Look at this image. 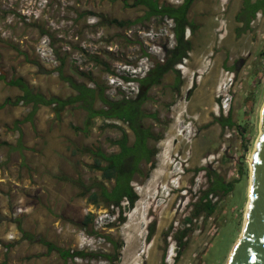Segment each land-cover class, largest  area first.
<instances>
[{
	"label": "rangeland",
	"instance_id": "1",
	"mask_svg": "<svg viewBox=\"0 0 264 264\" xmlns=\"http://www.w3.org/2000/svg\"><path fill=\"white\" fill-rule=\"evenodd\" d=\"M129 1L127 6L122 0H0V74L7 80L23 77L46 97L67 98L75 91L60 77L64 59V75L95 87L79 74L84 71L107 87L110 99H122L123 94L135 98L139 83L122 75L143 77L152 65L144 52L162 58L175 39L169 26L173 22L167 18L153 17L130 29L100 24L101 16L143 17L146 8ZM178 1L158 0L159 4ZM240 2L195 0L190 16L195 27L185 35L192 49L178 68L179 89L172 88L177 73L170 72L159 85L144 90L147 98L142 109L147 115L142 121L160 139L151 142L157 148L155 168L145 176L148 166L143 164V174L133 179L138 187L149 186L147 192L140 188L141 194L136 193L141 199L134 209L93 203L78 195L77 186L57 177H82L87 183L103 180L110 188L113 181L90 167L94 159L73 151L87 146L117 152L112 142L123 131L129 142L133 140L126 123L96 116L87 126L86 111L75 104L60 117L51 106L41 105L32 121L16 126L31 106L0 108V190L4 191L0 264H107L105 253L120 255L115 264H226L244 224L250 158L264 104V11L244 27L236 16ZM21 93L0 79V104ZM19 140L40 148L23 166L19 153L9 147ZM177 157L186 159L179 184L187 195L175 197L167 190L149 210L150 191L170 180L171 163ZM216 175L232 190L212 193L215 212L198 216L194 214L197 203ZM137 204L138 209L146 204V210L136 212ZM88 214L92 216L85 221ZM119 216L125 221L119 223ZM19 220L34 241L22 237ZM108 236L119 242L118 247L108 244ZM43 240L74 256L63 259L57 249L49 251ZM79 251L85 256L75 254Z\"/></svg>",
	"mask_w": 264,
	"mask_h": 264
},
{
	"label": "trees",
	"instance_id": "2",
	"mask_svg": "<svg viewBox=\"0 0 264 264\" xmlns=\"http://www.w3.org/2000/svg\"><path fill=\"white\" fill-rule=\"evenodd\" d=\"M125 5H129V0H122ZM133 6L142 5L146 8L145 15L143 17L137 18L135 20H120L117 18H107L104 16L100 17V24L106 26H115L122 29H130L132 26L142 23L146 20H150L153 17L162 18L165 14L174 16L176 19L175 27L171 28L172 33L175 36V45L167 49V54L165 60H160L151 53L145 51L144 57L153 59L155 65L148 69L143 77L133 76L128 77L122 75V77L127 81L138 82L140 86V92L135 98H127L123 94L122 99L113 100L106 95L107 87L99 84V82L93 78L90 74H86L84 71H79V74L86 76L90 81L95 83V87H90L85 83L76 81L72 76H66L63 72V64L59 67L60 77L67 81L71 88L75 91L74 94L67 98H62L57 95H52L46 97L42 92L35 91L33 87L23 78V77H13L7 80L4 74H0V79L6 80L8 85L18 87L22 93L13 100L10 97L0 104V108L10 104V105H29L31 106V111L22 120H16L15 124L18 126L19 123L25 121H32L34 115L39 110L41 105L51 106L53 111H55L57 117H60V113L65 110L69 105H75L86 111V125L90 124L92 118L96 116H102L104 118H119L129 125V128L133 130L136 134V139L128 144V134L123 131L121 139L114 140L113 144L120 143L121 151L106 153L102 148L97 147H87L83 146L81 148L74 149L73 152H83L89 154L94 159V164L91 168L100 170L102 172L103 179L107 181H113L110 188L105 184L103 180L93 179L90 182H85L82 177L77 179L67 176L58 175L60 180L70 181L72 184L80 189L79 196H85L90 201L96 204L104 203L107 206L112 205L114 207H120L123 199H128L131 206L135 204L137 195L134 192L130 182L137 176L143 174L142 165L148 166L145 176H148L150 171L155 168L154 157L157 153V148L155 145H151L153 141L154 144L160 139V137L155 134L150 127L146 128L143 123V119L146 117L145 111L142 109L143 103L146 101L147 95L144 91L145 89H150L153 86L159 85L164 76L170 71L175 70L174 66L177 62L182 60L187 56L188 51L191 49L190 41L184 38V31L187 22V17L180 9L169 7L165 4H159L158 0H134L131 3ZM264 10V7H263ZM264 54V53H263ZM97 61H100L98 57H95ZM101 62V61H100ZM177 72V77L172 85V88L179 89L181 83V76ZM97 104L100 107L97 108ZM156 118L155 114L149 115ZM79 130L78 127H74ZM22 143V140H19ZM8 144V143H5ZM105 165H102V163ZM232 185L226 183L220 175L215 176L214 183L209 187L200 198L197 203L196 213L198 216L200 213L205 212L207 215H211L216 210V206L212 201L204 202V198L208 196L211 192L220 193L223 192L227 194L232 190ZM92 214H88L85 217V221L91 218ZM125 217L119 216L118 222H124ZM18 229L22 233L23 238L31 239L34 241V237L27 232L21 224V221H17ZM114 224V223H113ZM111 241L113 238L108 236ZM182 236L179 237L180 243ZM44 245L49 247V251L56 250L54 244L47 240L41 241ZM59 255L63 259L74 256V253H70L69 250L57 249ZM77 254V253H75ZM77 255L85 256L84 252H79ZM104 257H111L112 259L119 260L120 255H109L104 254Z\"/></svg>",
	"mask_w": 264,
	"mask_h": 264
},
{
	"label": "water",
	"instance_id": "3",
	"mask_svg": "<svg viewBox=\"0 0 264 264\" xmlns=\"http://www.w3.org/2000/svg\"><path fill=\"white\" fill-rule=\"evenodd\" d=\"M226 264H264V105L260 133L252 154L244 224Z\"/></svg>",
	"mask_w": 264,
	"mask_h": 264
},
{
	"label": "flooded vegetation",
	"instance_id": "4",
	"mask_svg": "<svg viewBox=\"0 0 264 264\" xmlns=\"http://www.w3.org/2000/svg\"><path fill=\"white\" fill-rule=\"evenodd\" d=\"M195 2V0H179L178 1V3L177 4H174V3H170V4H165V5H167V6H169V7H174V8H177V9H180L181 10V12H183L184 14H185V16L187 17V24H186V26H185V31H184V38L186 39V37H185V35H186V30L187 29H191V33H192V31H193V29H194V27H195V24H194V22L190 19V16H191V10H192V7H193V3ZM263 7H264V0H241V2H240V7H239V9H238V12L236 13V16H237V20L242 24V26H244V27H248L249 26V24H250V22H252L254 19H255V17L257 16V14L259 13V12H263L264 10H263ZM162 18H167V22L169 23V20H171L173 23H169V26L171 27V28H173V27H175V25H176V18L174 17V16H170L169 14H165V16L164 17H162ZM161 18V19H162ZM172 35L174 36V33H172ZM174 38H175V36H174ZM186 40H188V39H186ZM189 41V40H188ZM175 42V41H174ZM191 46V45H190ZM173 47V46H172ZM169 48H171V47H168V48H165L164 49V51H163V56H162V58H159L160 60H165V58H166V54H167V49H169ZM191 49H192V47H191ZM191 49L188 51V53H187V56L186 57H184L183 59H185V58H187L188 57V54H189V52L191 51ZM183 59L182 60H180L179 62H177L176 64H175V66H174V69L175 70H170L168 73H170V72H174V73H177L176 71H178L179 72V70H178V68H179V65L182 63V61H183ZM151 62H152V65H151V67L150 68H152V66H154L155 65V62H154V60L153 59H151ZM149 68V69H150ZM167 73V74H168ZM180 73V72H179ZM178 73V74H179ZM176 77H177V74H176ZM181 78V77H180ZM181 83H182V80H181ZM180 83V84H181ZM127 97V96H126ZM127 98H129V97H127ZM117 120H120V121H122L121 119H119V118H116ZM124 122V121H123ZM124 123H126V122H124ZM126 125H127V127H128V129L131 131V133H132V135H133V140H132V142L136 139V134H135V132L133 131V130H131L130 128H129V125L126 123ZM146 126V125H145ZM146 128H148V126H146ZM122 135H123V132H122ZM122 138V136L120 137V139ZM132 142H129L128 141V144H131ZM117 147H118V151L117 152H120L121 151V145H120V143H118V144H115ZM212 193L213 192H211L208 196H206L205 198H204V202H208L209 200L211 201V195H212ZM213 203V202H212ZM108 244L110 245V246H112L113 247V249H115L116 247H118V244H119V242H117V241H114V239H113V241H111L109 238H108ZM79 252H81V251H79ZM79 252H77V254L79 253ZM105 254H109V255H112L111 253H105ZM113 256V255H112ZM106 259H107V264H115V259H112L111 257H105Z\"/></svg>",
	"mask_w": 264,
	"mask_h": 264
},
{
	"label": "bare ground",
	"instance_id": "5",
	"mask_svg": "<svg viewBox=\"0 0 264 264\" xmlns=\"http://www.w3.org/2000/svg\"><path fill=\"white\" fill-rule=\"evenodd\" d=\"M264 105V104H263ZM262 108H263V106H262ZM184 123V122H183ZM253 154V153H252ZM252 162V155H251V158H250V163ZM171 170V173L169 174V177H170V180L166 183V182H161L160 184H158V185H156V187H155V189L154 188H152V190L150 191V195H149V198H150V201H149V207H153V206H155L154 204H157V202H158V200L160 199L161 200V198H158L157 196H155V194H156V192L161 188V186H163V185H165V191H169L170 193L169 194H167V195H170L172 192L174 193V194H177V195H181V196H185V195H187V193H186V188L184 187V186H181L180 184H179V178L181 177V175L183 174V173H185V172H183V173H181L177 178H175L173 181H172V176H174V169H173V167H171L170 168ZM155 180V179H154ZM137 183V181H131L130 182V185L132 186V188H133V190H134V192L135 193H137L138 195H140L141 193H138V190L140 191V186L138 187V186H136L135 184ZM136 186V187H135ZM148 185H146L145 187H142L141 188V190L143 191V190H145L146 192H147V190H148ZM250 189V184H249V188H248V190ZM141 192V191H140ZM138 199H139V202H138V204L140 205V199L141 198H139L138 197ZM150 202H152V204L150 203ZM137 204V208H136V212L139 210V209H144V210H146L145 208L147 207L146 206V204H144L143 206H141L139 209H138V205ZM247 205H248V201H247ZM246 208H247V206H246ZM134 209V208H133ZM150 210V209H149ZM144 212V211H143ZM245 213H246V210H245ZM234 245V244H233ZM232 250V249H231ZM231 250H230V252H231ZM230 252H229V254H230Z\"/></svg>",
	"mask_w": 264,
	"mask_h": 264
},
{
	"label": "crops",
	"instance_id": "6",
	"mask_svg": "<svg viewBox=\"0 0 264 264\" xmlns=\"http://www.w3.org/2000/svg\"><path fill=\"white\" fill-rule=\"evenodd\" d=\"M34 144L35 143H32V144H30V143H23V142L20 143L18 141L17 143H10L9 144V147H10V150L11 151H15V152L19 153V156H20L19 163H21V165L23 166L24 165L23 164L24 160H26L28 158H31V154H37V152H35V150H40V148L38 147V145H34ZM32 152H34V153H32ZM13 162H14V159L12 158L11 159V163H13ZM27 166H28V160H27ZM27 166H24V167H27ZM26 177H29V175L27 174ZM26 177L23 178V181L28 182L29 179H27ZM3 196H4V191L1 188V190H0V199H2ZM0 201L3 202V200H0ZM0 206H1V203H0ZM2 208L3 209L1 211L3 212L4 211V206H2ZM7 211H8V209H5V212H7ZM26 218L27 217H26V214H25L24 219H26ZM13 234L18 235V232L16 230H14V233ZM0 263H1V261H0Z\"/></svg>",
	"mask_w": 264,
	"mask_h": 264
},
{
	"label": "clouds",
	"instance_id": "7",
	"mask_svg": "<svg viewBox=\"0 0 264 264\" xmlns=\"http://www.w3.org/2000/svg\"><path fill=\"white\" fill-rule=\"evenodd\" d=\"M185 162H186V159L185 158H180V157L174 158V161L171 163V166L174 169V172H173L174 173V176H172V181L175 178H177L181 173L186 172L185 169H184L186 166L184 167V165H183V163L185 164ZM164 187H165V185L161 186V188L156 192L155 196H157V197L160 198L163 193H166ZM174 196L176 197L178 195L177 194H174ZM147 199L150 201V198L149 197H147ZM126 200H127V204L123 205V202H125L124 199H123L122 202H121V204H120V207L119 208L122 209L125 206L131 207V205L129 203V200L128 199H126ZM137 200H138V198L135 200V203H136ZM133 208H134V206H133ZM150 208H152V207H149V209ZM103 264H105V263H103Z\"/></svg>",
	"mask_w": 264,
	"mask_h": 264
}]
</instances>
